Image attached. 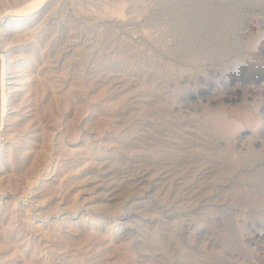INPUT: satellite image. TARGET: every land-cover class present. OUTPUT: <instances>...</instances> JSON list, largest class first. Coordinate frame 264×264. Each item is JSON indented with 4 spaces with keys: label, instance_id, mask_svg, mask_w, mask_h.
I'll return each instance as SVG.
<instances>
[{
    "label": "rangeland",
    "instance_id": "rangeland-1",
    "mask_svg": "<svg viewBox=\"0 0 264 264\" xmlns=\"http://www.w3.org/2000/svg\"><path fill=\"white\" fill-rule=\"evenodd\" d=\"M0 264H264V0H0Z\"/></svg>",
    "mask_w": 264,
    "mask_h": 264
}]
</instances>
